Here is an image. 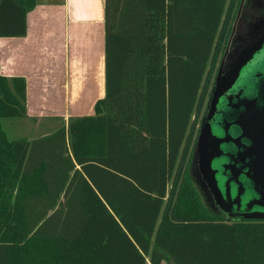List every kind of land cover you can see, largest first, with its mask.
<instances>
[{
	"label": "trees",
	"instance_id": "16d2710c",
	"mask_svg": "<svg viewBox=\"0 0 264 264\" xmlns=\"http://www.w3.org/2000/svg\"><path fill=\"white\" fill-rule=\"evenodd\" d=\"M39 0H0V37ZM240 0H105L106 97L32 143L0 124V264H264V222L214 214L190 165ZM0 75V119L25 82Z\"/></svg>",
	"mask_w": 264,
	"mask_h": 264
},
{
	"label": "crops",
	"instance_id": "0c3cea01",
	"mask_svg": "<svg viewBox=\"0 0 264 264\" xmlns=\"http://www.w3.org/2000/svg\"><path fill=\"white\" fill-rule=\"evenodd\" d=\"M105 0H39L26 33L0 37V75L13 90L25 82L23 117L7 122V139L30 143L72 118L95 114L106 97ZM7 119V118H3Z\"/></svg>",
	"mask_w": 264,
	"mask_h": 264
},
{
	"label": "water",
	"instance_id": "95a60500",
	"mask_svg": "<svg viewBox=\"0 0 264 264\" xmlns=\"http://www.w3.org/2000/svg\"><path fill=\"white\" fill-rule=\"evenodd\" d=\"M259 24L250 28L230 67L221 64L191 168V175L212 189L228 221L264 222V27Z\"/></svg>",
	"mask_w": 264,
	"mask_h": 264
},
{
	"label": "flooded vegetation",
	"instance_id": "af4514ba",
	"mask_svg": "<svg viewBox=\"0 0 264 264\" xmlns=\"http://www.w3.org/2000/svg\"><path fill=\"white\" fill-rule=\"evenodd\" d=\"M248 15V16H247ZM264 20V0H240L239 6H238V12L237 17L233 26V29H235L234 34H231V37L229 39L227 48L224 52V55L220 61V64L218 66L214 81L216 79L217 73L221 67V64L224 60V68L230 67L231 63L234 61V57L237 54L236 52H240L242 48L245 47L246 44H243L249 37H247L250 28L256 24L259 23V27H264V22L261 21ZM233 32V30H232ZM237 32V36L235 37V33ZM233 46L232 52L230 51V48ZM228 49V53L226 54V51ZM213 81V83H214ZM213 86V84H212ZM212 89V88H211ZM211 92V91H210ZM210 95V94H209ZM209 98V96H208ZM208 100V99H207ZM207 104V101H206ZM206 104L204 106V110L200 119L198 131L196 134L194 146H193V153H192V159H191V165H190V172L192 171L193 166V160L195 155V148H196V141L197 136L200 131V125L203 121L204 112L206 109ZM193 177V176H192ZM196 185L198 186L205 203L208 205L211 204V207L214 208L222 218H228V215L223 212L218 206L217 201L215 199V196L212 192V189L206 185L202 179H200L197 175L194 174L193 177Z\"/></svg>",
	"mask_w": 264,
	"mask_h": 264
},
{
	"label": "rangeland",
	"instance_id": "374dc122",
	"mask_svg": "<svg viewBox=\"0 0 264 264\" xmlns=\"http://www.w3.org/2000/svg\"><path fill=\"white\" fill-rule=\"evenodd\" d=\"M248 16V15H247ZM237 36V32L235 33V37ZM232 50H233V46L230 48V51L232 52ZM221 59L222 58H220V61H221ZM219 64H220V62H219ZM219 66V65H218ZM218 69V68H217ZM11 120H14V119H10V118H7V119H2V124H3V127L5 128V130L7 129V122H10ZM7 131L9 132V133H11V130H8L7 129ZM196 138V137H195ZM208 207H209V209L214 213V214H216V215H218V216H220V214L214 209V208H212L211 207V204L210 205H208ZM221 217V216H220ZM148 264H150V263H148Z\"/></svg>",
	"mask_w": 264,
	"mask_h": 264
}]
</instances>
